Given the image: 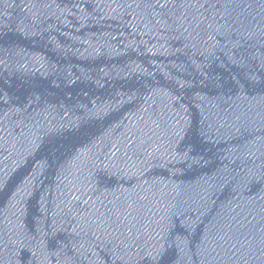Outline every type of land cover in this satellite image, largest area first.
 Instances as JSON below:
<instances>
[{
	"label": "water",
	"instance_id": "95a60500",
	"mask_svg": "<svg viewBox=\"0 0 264 264\" xmlns=\"http://www.w3.org/2000/svg\"><path fill=\"white\" fill-rule=\"evenodd\" d=\"M0 264H264V0H0Z\"/></svg>",
	"mask_w": 264,
	"mask_h": 264
}]
</instances>
